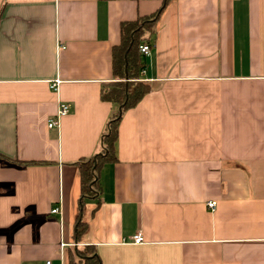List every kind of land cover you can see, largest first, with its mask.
Instances as JSON below:
<instances>
[{
  "label": "crops",
  "instance_id": "0c3cea01",
  "mask_svg": "<svg viewBox=\"0 0 264 264\" xmlns=\"http://www.w3.org/2000/svg\"><path fill=\"white\" fill-rule=\"evenodd\" d=\"M162 1L0 0V264H68L86 244L101 264H264V0L167 4L150 90L122 115L98 198L81 196L75 163L118 110L100 92L121 23Z\"/></svg>",
  "mask_w": 264,
  "mask_h": 264
},
{
  "label": "trees",
  "instance_id": "16d2710c",
  "mask_svg": "<svg viewBox=\"0 0 264 264\" xmlns=\"http://www.w3.org/2000/svg\"><path fill=\"white\" fill-rule=\"evenodd\" d=\"M170 1L163 0L161 6L152 14L121 23L120 42L112 48L114 80L106 83L100 92V98L117 105L118 110L107 122L98 152L75 163L83 198H98L100 170L104 164L116 160L115 144L122 115L127 109L135 106L150 90L149 84L140 78L141 70L144 68V58L139 46L143 43L150 44L149 39L156 34L157 23ZM82 205L81 201L80 206ZM88 228V222L78 216L74 231L76 242L82 239ZM67 262L68 264H101L95 247L90 244L72 247L67 253Z\"/></svg>",
  "mask_w": 264,
  "mask_h": 264
},
{
  "label": "built area",
  "instance_id": "2783aa9c",
  "mask_svg": "<svg viewBox=\"0 0 264 264\" xmlns=\"http://www.w3.org/2000/svg\"><path fill=\"white\" fill-rule=\"evenodd\" d=\"M139 49H140V52L144 56H148L150 54V46H149V44L143 43V44H141L139 46ZM59 82L60 81L58 79H55L54 81H51L50 85H49L50 89L52 91L56 92L57 89H58ZM69 110H70L69 105L66 102L60 101L55 116L48 121V127L51 128V127L57 126L58 123H59L60 118L62 116H64V115H66L69 112ZM207 205H208L209 208L213 209L215 207V205H216V201H209ZM51 212L52 213L58 212V208L52 209ZM132 240H133L134 243H137V244L141 243L143 241L142 234L141 233H136L135 235H133ZM73 245H76V243L73 244ZM62 246H63V244H62ZM46 264H50V262L47 261Z\"/></svg>",
  "mask_w": 264,
  "mask_h": 264
},
{
  "label": "rangeland",
  "instance_id": "374dc122",
  "mask_svg": "<svg viewBox=\"0 0 264 264\" xmlns=\"http://www.w3.org/2000/svg\"><path fill=\"white\" fill-rule=\"evenodd\" d=\"M86 214H87V211L84 212V215H86Z\"/></svg>",
  "mask_w": 264,
  "mask_h": 264
}]
</instances>
